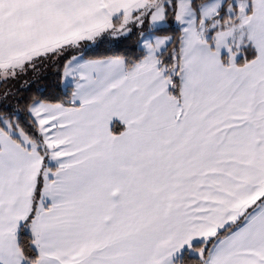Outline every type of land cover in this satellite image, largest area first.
<instances>
[{
  "label": "snow or ice",
  "instance_id": "snow-or-ice-1",
  "mask_svg": "<svg viewBox=\"0 0 264 264\" xmlns=\"http://www.w3.org/2000/svg\"><path fill=\"white\" fill-rule=\"evenodd\" d=\"M0 264H264V0H0Z\"/></svg>",
  "mask_w": 264,
  "mask_h": 264
},
{
  "label": "trees",
  "instance_id": "trees-1",
  "mask_svg": "<svg viewBox=\"0 0 264 264\" xmlns=\"http://www.w3.org/2000/svg\"><path fill=\"white\" fill-rule=\"evenodd\" d=\"M136 37L132 39H114L111 37H104L96 43L90 45L86 42V46L82 50H72L56 61V66L52 62H45L34 73L31 70L28 75L21 80L14 82L13 88H22L18 95V99L27 100L37 93V90L47 99L53 102L64 101L67 102L71 96V88L62 86V79L60 73L62 72V65L66 59L72 55H79L83 53L86 59L103 58L113 54H123L125 52L131 53L135 45ZM27 80L28 84L25 85L24 81ZM12 108L20 112L21 116L26 115L23 111L22 105L12 104Z\"/></svg>",
  "mask_w": 264,
  "mask_h": 264
},
{
  "label": "rangeland",
  "instance_id": "rangeland-1",
  "mask_svg": "<svg viewBox=\"0 0 264 264\" xmlns=\"http://www.w3.org/2000/svg\"><path fill=\"white\" fill-rule=\"evenodd\" d=\"M89 43V42H88ZM90 45H92V43H90ZM62 86L64 87V81L62 82Z\"/></svg>",
  "mask_w": 264,
  "mask_h": 264
},
{
  "label": "crops",
  "instance_id": "crops-1",
  "mask_svg": "<svg viewBox=\"0 0 264 264\" xmlns=\"http://www.w3.org/2000/svg\"><path fill=\"white\" fill-rule=\"evenodd\" d=\"M62 82H63V80H62Z\"/></svg>",
  "mask_w": 264,
  "mask_h": 264
}]
</instances>
